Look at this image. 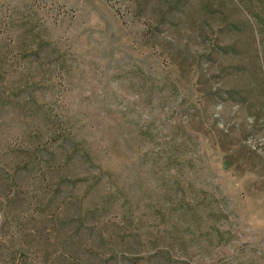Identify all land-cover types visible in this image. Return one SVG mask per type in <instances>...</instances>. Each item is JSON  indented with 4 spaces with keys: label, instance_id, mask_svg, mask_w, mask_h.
<instances>
[{
    "label": "rangeland",
    "instance_id": "obj_1",
    "mask_svg": "<svg viewBox=\"0 0 264 264\" xmlns=\"http://www.w3.org/2000/svg\"><path fill=\"white\" fill-rule=\"evenodd\" d=\"M32 148L0 261L264 264V0H0V168Z\"/></svg>",
    "mask_w": 264,
    "mask_h": 264
},
{
    "label": "trees",
    "instance_id": "obj_2",
    "mask_svg": "<svg viewBox=\"0 0 264 264\" xmlns=\"http://www.w3.org/2000/svg\"><path fill=\"white\" fill-rule=\"evenodd\" d=\"M41 155L35 148H32L26 155L24 159L16 158L12 161H7L3 163V167L0 168V178L5 180V183L2 184L3 190L9 195H15L16 190L18 189V193H21V189L31 188L32 184L28 183L29 180H36L39 175H42V171L38 172L41 167L47 166L46 158H41ZM28 166L31 164V168L24 170L23 172L18 171V167L20 165ZM12 165V167H10ZM11 169V173L7 172V169ZM6 175V176H4ZM128 252V251H125ZM19 258L14 257H5L1 264H21Z\"/></svg>",
    "mask_w": 264,
    "mask_h": 264
}]
</instances>
